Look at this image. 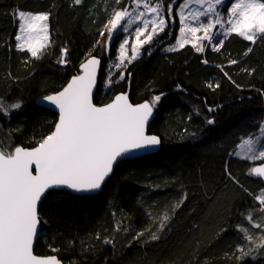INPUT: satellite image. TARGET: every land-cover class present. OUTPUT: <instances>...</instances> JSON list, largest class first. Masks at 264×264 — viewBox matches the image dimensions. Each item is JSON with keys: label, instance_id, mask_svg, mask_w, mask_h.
Returning a JSON list of instances; mask_svg holds the SVG:
<instances>
[{"label": "trees", "instance_id": "trees-1", "mask_svg": "<svg viewBox=\"0 0 264 264\" xmlns=\"http://www.w3.org/2000/svg\"><path fill=\"white\" fill-rule=\"evenodd\" d=\"M185 1L158 0L166 11L172 4L174 15ZM130 2L0 0V104L9 106L7 114L0 111V138L9 144L32 148L54 130L58 115L36 99L61 90L90 56L102 60L95 104L118 93L134 104L164 94L149 127L161 138L160 151L121 161L98 195L50 192L39 209L35 253L57 255L64 264H264V241L256 240L263 229L247 218L264 222L256 200L264 183L251 174L264 160L231 154L264 123V34L255 43L230 34L219 51L187 45L166 52L164 44L177 36L176 19L142 48L125 79L118 73L107 88V65L121 36L106 52L104 26ZM17 10L49 14L52 40L38 59L16 48ZM62 48L68 50L63 66ZM13 103L21 107L11 109Z\"/></svg>", "mask_w": 264, "mask_h": 264}, {"label": "snow or ice", "instance_id": "snow-or-ice-1", "mask_svg": "<svg viewBox=\"0 0 264 264\" xmlns=\"http://www.w3.org/2000/svg\"><path fill=\"white\" fill-rule=\"evenodd\" d=\"M81 2L74 0L76 5ZM133 2L137 9L141 8L140 3L136 0ZM150 2H145L143 10L137 13L135 19L142 20V23L134 27L133 14L127 7L115 10L105 23L104 27L108 29L106 52H110L114 40L125 36L119 45V65L116 67L124 65L125 60L131 63L140 54L144 44L152 43L153 36L163 32L169 22H176V17L171 15L172 4L168 5L166 19L161 15L158 0L156 6L150 7ZM196 2L199 9L194 14L190 9L187 13H179L182 25L180 33H190L192 41H207L212 50L219 51L227 35L235 34L255 43L256 33L264 34V0ZM178 7L185 8L186 4L181 3ZM188 15L193 16L191 25L187 23ZM18 20L21 21L18 25L21 34L15 37L20 42L18 49L29 52L33 58H40L43 49L51 43L47 23L49 14H26L21 11ZM201 32L203 35L198 36ZM133 33L132 55L129 58L126 45ZM99 35L104 37L105 32L101 31ZM189 42L186 37L179 47ZM192 47L197 51L204 50L203 44L193 42ZM67 51V48L61 49L58 63L62 66L67 63ZM230 63L235 64L237 61L232 60ZM99 64L100 60L96 57L88 60L81 65L82 75L74 76L62 91L44 98L58 109L59 120L54 131L37 147L29 150L9 144L7 138H0V264H59L55 257L42 258L33 254L34 237H38V225L41 223L38 204L42 199L49 192L65 188L77 193L100 190L118 158L124 159L136 151H150L161 142L155 135H146L145 128L156 103L164 94L155 96L151 103L139 105L130 103L127 94H119L111 103L97 107L93 103V90L97 84ZM119 79H125L123 72ZM208 87L212 88L213 84L209 82ZM8 107L0 104V111L7 114ZM20 107V103L10 105L11 109ZM208 122L213 123L211 120ZM258 132L259 135L245 140V144L250 145L248 152L251 153L245 157L247 159H264V124ZM254 143L255 150L251 146ZM251 174L264 178V165L252 168ZM257 199L264 206V197ZM247 218L252 220L251 215ZM253 227L261 226L253 224ZM157 238L153 236V239ZM239 250L244 252L242 246H239Z\"/></svg>", "mask_w": 264, "mask_h": 264}, {"label": "rangeland", "instance_id": "rangeland-1", "mask_svg": "<svg viewBox=\"0 0 264 264\" xmlns=\"http://www.w3.org/2000/svg\"><path fill=\"white\" fill-rule=\"evenodd\" d=\"M136 2L137 3H140V5H141V8L140 9H137L136 8V4L133 2V0H131V2L127 5V9H128V11L130 12V13H132L133 14V20H132V26L134 27L137 23H142V20H137V19H135V17H136V15H137V13L140 11V10H143V4L145 3V2H149V0H136ZM185 4H186V7L185 8H180V7H177L176 9H174L175 10V15H176V19H177V27H178V30H177V36H176V38H175V40L173 41V43L172 44H164V46H163V50L164 51H166V52H176V51H178V50H180V49H182V48H184L185 46H187V45H191L192 46V43L193 42H195V43H198V44H203V46H204V50L207 48V47H210V46H208L207 45V41H192V39H191V34L190 33H185V35H181V33H180V28H181V24H180V22H179V13L180 12H185V13H187L188 11H189V9L191 10V13H195L198 9H199V4H197V2H196V0H186L185 2H184ZM156 4H157V1L156 0H151V2L149 3V6L151 7V6H156ZM158 4H159V2H158ZM159 9H160V12H161V15H163V16H165V18L167 19V17H168V11H166L160 4H159ZM19 12H21L20 10H17V32H16V34H15V37H16V35H18V34H21V33H19V31H18V25H19V23H21V21H19L18 20V13ZM24 12V11H23ZM24 13H26V14H37V13H32V12H24ZM171 15L173 16V17H175V15L174 14H172L171 13ZM126 19H128L127 17H126ZM192 20H193V16L192 15H188V19H187V23L189 24V25H191L192 24ZM48 25H49V32H50V39L52 40V30H51V25H50V19L48 20ZM170 23L171 22H169L168 23V26L170 25ZM174 24V23H173ZM168 26L167 27H165V29H164V31L163 32H159V35H154L153 36V42L152 43H150V44H154V41H157V39L166 31V29L168 28ZM149 31H151V26L149 27ZM262 33H256V38L258 37V36H260ZM134 33H133V37H130L129 38V43L126 45V49H127V56L130 58L131 57V55H132V52H131V48H132V44H133V38H134ZM146 35H147V33H146ZM198 36H202L203 35V33L201 32V33H198L197 34ZM229 35H227L226 37H228ZM15 37H14V41H15V45H16V48L18 49V47H17V45H18V43H20L19 41H17L16 39H15ZM171 37V36H170ZM188 38L189 39V43H187V44H185V46L184 47H179V43L180 42H182L185 38ZM225 37V38H226ZM224 38V39H225ZM256 38H255V40H256ZM125 39V36L124 35H121V41H120V43H119V45L123 42V40ZM141 39H143V37H141ZM50 44H48V46H49ZM119 45H118V51H117V54H116V56L114 57V58H112L110 61H109V63H108V65H107V69H106V73H107V79H106V86H107V88L109 87V85H110V82H111V79H112V77L113 76H115L116 74H118V73H122V72H125L126 70V68L128 67V65L130 64V63H128L127 62V60H125V63H124V65H122V66H119V67H116L117 65H119V60H118V56H119ZM145 45H147V44H144L143 45V47L145 46ZM47 46V47H48ZM161 45H156L155 46V48L156 47H160ZM46 47V48H47ZM46 48H44L43 49V52H42V55H43V53H44V51H45V49ZM195 50H196V48H194ZM19 50V49H18ZM203 50V51H204ZM19 51H21V50H19ZM141 51H142V49H140V53H141ZM203 51H198V52H203ZM41 55V56H42ZM140 55V54H139ZM139 55L137 56V58L139 57ZM136 58V59H137ZM264 124V123H263ZM257 135H259V133L257 134ZM257 135H255V136H257ZM255 136H252V137H255ZM248 139V138H247ZM247 139H245V140H247ZM245 140L242 142V143H240L237 147H235L234 149H233V151L231 152V154H233L235 157H237V158H240V159H245V160H248V161H251V162H260V161H263L264 159H247V158H245V157H247V156H250L251 155V153H249L248 152V148H249V146L250 145H248V144H245ZM252 147H253V149L255 150V147H256V145H255V143L253 144V145H251ZM259 164V163H258ZM257 197H264V190H262L259 194H258V196ZM256 200L259 202V200L256 198ZM251 222H253L254 224H259L260 223V221H257V220H251ZM261 222H262V220H261ZM260 225V224H259ZM261 227H262V229H263V232H261V233H257V236H256V240H257V238L258 239H260V237H261V239H263V241H264V222L260 225ZM244 230H246L247 231V228L246 229H244ZM246 233V232H245ZM248 235V234H247ZM249 236V235H248ZM251 238V237H250ZM263 241H261V242H263ZM264 243V242H263Z\"/></svg>", "mask_w": 264, "mask_h": 264}, {"label": "water", "instance_id": "water-1", "mask_svg": "<svg viewBox=\"0 0 264 264\" xmlns=\"http://www.w3.org/2000/svg\"><path fill=\"white\" fill-rule=\"evenodd\" d=\"M93 57H96V58H98V59L100 60V64L97 66V84H96V86H95V88H94V90H93V93H94V94H93V103H94V96H95V94H96V92H97L98 84H99V81H100V74H101V70H102V60H101L98 56H90V57H88L85 61H83V62L81 63V65L84 64V63H86L88 60L92 59ZM81 65H80V71H81V72H80V74H77V75H82V74H83V73H82V70H81ZM77 75H74V76H77ZM74 76H72V77L69 79V81L65 84V86H64L61 90H59L58 92L62 91V90L68 85V83H70L71 79H72ZM58 92H55V93H52V94H49V95H54V94H56V93H58ZM119 94H126V93H118L117 95H119ZM49 95H46V96H49ZM46 96H43V97H40V98L36 99V103H37V105H39V106H42V107H44V108H47V109H49V110L55 112V113L58 115V119H57V122H58V120H59V112H58V109H57L54 105H51L50 102H48V101H46V100L44 99ZM115 96H116V95H115ZM127 96H128V95H127ZM114 98H115V97H114ZM114 98H113V100H114ZM128 99H129V102L132 103L133 105H139V104H142V103H145V102H149V101H143V102H141V103L134 104V103L130 100L129 96H128ZM113 100H112V101H113ZM112 101H110L109 103H111ZM109 103H107V104H109ZM149 103H150V102H149ZM94 104H95V103H94ZM95 105H96L97 107H103V106L106 105V104H104V105H97V104H95ZM155 117H156V112H155V110L153 109V115H152V117L149 118V121H148V123H147V125H146V128H145L146 135H155V134H151V133H149V127H150L151 123L153 122V120L155 119ZM57 122H56V123H57ZM55 125H56V124H55ZM54 128H55V127H54ZM53 131H54V130H53ZM155 136H157V137L160 139V141H161V138H160L158 135H155ZM38 145H39V144H38ZM38 145H37V146H38ZM37 146H35V147H37ZM161 146H162V141L160 142L159 146H157V147L151 149L150 151H136V152H134L132 155H130V156L124 158V159H119V158H118L117 162H114V164H113V170H112V172H111L110 175L105 179V182L103 183V185H102V187H101L100 190L94 191V192H92V193H77V192H75L74 190L67 189V188H65V189H63V190L68 191V192H70L71 194L76 195V196H92V195H98L99 193H101V191L103 190L104 185L108 182V180H109V179L111 178V176L113 175L115 167H116L121 161L126 160V159H136V158H141V157H144V156H147V155L155 154V153H157V152L160 151ZM21 147H22V146H21ZM35 147H32V148H25V147H23V148H25V149H29V150H30V149H33V148H35ZM262 165H264V162L259 163V164H256L254 167H259V166H262ZM254 167H253V168H254ZM254 176L257 177V178H259V179H261V180L263 181V183H264V178H260L259 176H256V175H254ZM49 193H50V192H49ZM49 193H48V194H49ZM48 194H47V195H48ZM44 200H45V198L42 199V202H43ZM42 202H40V203L38 204V213H39V209H40V206H41ZM39 218H40V214H39ZM40 220H41V219H40ZM41 232H42V221H41V223L38 225V233H39V234H38V237H34V241H33V254L36 255V256H38V257H42V258H46V257H55V258L59 261V264H64V262H63V261H62L57 255L52 254V255H47V256H41V255H38V254L35 253V245H36V242H37V240H38V238H39Z\"/></svg>", "mask_w": 264, "mask_h": 264}]
</instances>
